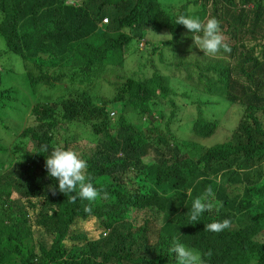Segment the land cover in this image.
Returning a JSON list of instances; mask_svg holds the SVG:
<instances>
[{
	"label": "trees",
	"instance_id": "trees-1",
	"mask_svg": "<svg viewBox=\"0 0 264 264\" xmlns=\"http://www.w3.org/2000/svg\"><path fill=\"white\" fill-rule=\"evenodd\" d=\"M69 1L0 0V53L21 57L31 89L56 92L33 104L32 123L19 133L0 115L11 135L0 134V264H177L173 238L203 264H264V0ZM191 12L217 19L230 53L185 61L192 34L174 18ZM162 31L165 46H190L179 53L184 62L167 65L171 74L153 64L150 74H121L131 42L156 51L146 36ZM171 77L241 107L224 141L205 147L171 130L179 93ZM98 82L110 98H94ZM16 94L0 74V112L14 109ZM112 102L120 106L115 123ZM197 109L192 133L212 135L216 120ZM45 146L87 161L96 200L70 202L55 190L44 155L34 152ZM208 189L212 206L191 222L192 200ZM223 219L230 225L220 232L205 227Z\"/></svg>",
	"mask_w": 264,
	"mask_h": 264
},
{
	"label": "rangeland",
	"instance_id": "rangeland-1",
	"mask_svg": "<svg viewBox=\"0 0 264 264\" xmlns=\"http://www.w3.org/2000/svg\"><path fill=\"white\" fill-rule=\"evenodd\" d=\"M165 1L167 4L171 3L169 0ZM68 2L70 1L68 0ZM146 38H148L149 42L157 44L158 50H150L153 53L149 55L148 52L150 51L146 52L144 48L146 44L143 45V42L137 44L136 40H133L130 44V51L126 52V65L125 68L121 70V74L128 75L135 71H139L141 74L145 75L150 74L153 69L152 64L154 65V68L159 69L160 72L171 74V72H169V70L165 67L167 65L173 66L174 63L184 62V60L180 58L179 53L184 49L187 51L190 49V46L185 44L165 46L163 43H165L170 38L169 33L166 31H162L156 35L151 33L149 36H146ZM0 43L3 45L1 38ZM201 52L202 50L198 49L194 45L191 55L188 56L185 61L189 62L190 58L197 57V55L201 54ZM159 53L163 59L161 62L158 60ZM148 60L149 62H147ZM0 66V74L3 77L5 84L13 86L17 91V100L12 103L14 109L11 110V108H1L3 112H0V115L3 117V121L6 119V125L9 126L10 130H17L16 133H19L23 127L32 123L30 117V108L33 106V104L39 100L45 99L46 96L47 98H50L48 97V93H51L52 97H54L56 92H52L53 90L48 91L47 88L45 91H36L35 88L31 89L25 76L22 59L15 53H0ZM105 79L114 81L116 77L113 75L106 76ZM170 81L175 91H179V93L173 97L176 108L174 109L175 114L170 120L171 130L173 129L180 139L189 141L194 140L197 141V144L203 145L205 147L224 141L227 136H229L231 131L237 126L238 120L242 114L241 107L236 104H228L224 101L218 100L216 97H206L204 92L201 95V93L198 91L193 90V86L189 83H184L182 86L178 82L177 77H171ZM187 88H190V90ZM33 91L35 92L33 93ZM181 92L186 93V96H181ZM102 97L106 99L111 97V90L106 82H98L94 91V98L98 99ZM198 98H201L202 101L206 102L203 103L201 101V103L198 104ZM197 105H199V108L203 111L202 114L205 117L209 118L210 120H216L218 124L215 132L210 136L199 137L192 133V124L198 110ZM109 106L114 107L117 110L120 109V106L116 102L110 103ZM170 109L171 107L166 104L165 119L161 122V125L166 122L170 114ZM126 112V115L132 122L137 123L138 120H140V115L136 111L128 109ZM116 120L117 113H115L114 119H112V121L115 123ZM4 129L5 127L0 128V134L6 132ZM6 133L9 135L8 132ZM12 138L13 137H11V139Z\"/></svg>",
	"mask_w": 264,
	"mask_h": 264
},
{
	"label": "clouds",
	"instance_id": "clouds-1",
	"mask_svg": "<svg viewBox=\"0 0 264 264\" xmlns=\"http://www.w3.org/2000/svg\"><path fill=\"white\" fill-rule=\"evenodd\" d=\"M174 20V24H182L192 34L193 44L198 49L202 50L205 57L215 56L221 51L223 53L231 52L230 47L223 42L219 22L216 18H201L198 14H195V12H191L178 14L175 16ZM106 23H108V19L104 17L98 25L99 27H103ZM211 97L216 96L212 95ZM218 99L231 105L234 104L222 98ZM115 113L119 112H117L116 108L109 106V118L111 121L114 119ZM126 113L127 112H125V114ZM34 152L44 155L47 175L57 181L54 186L55 190L65 194L70 202H74L77 198L89 202L98 198L100 189L94 186L92 177L86 174L88 167L87 161L78 155L77 152L62 146H54L50 151L45 146L43 151ZM45 152H47V155H45ZM51 189L52 186H50V190ZM210 195L211 190L208 189L204 196L192 200L189 215V220L191 222L200 221L201 215L212 206L208 199ZM84 211L90 212L91 208L85 206ZM229 225L230 221L228 219H223L221 221L210 222L205 225V227L208 231L220 232L228 228ZM170 248L172 253L175 254L177 264H203L200 252L186 246L176 238L171 240Z\"/></svg>",
	"mask_w": 264,
	"mask_h": 264
}]
</instances>
